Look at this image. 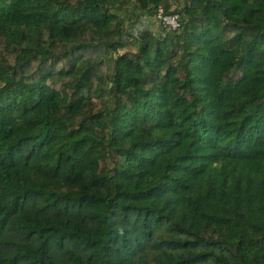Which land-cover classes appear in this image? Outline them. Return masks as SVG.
<instances>
[{
    "label": "trees",
    "instance_id": "trees-1",
    "mask_svg": "<svg viewBox=\"0 0 264 264\" xmlns=\"http://www.w3.org/2000/svg\"><path fill=\"white\" fill-rule=\"evenodd\" d=\"M0 264H264V0H0Z\"/></svg>",
    "mask_w": 264,
    "mask_h": 264
},
{
    "label": "built area",
    "instance_id": "built-area-1",
    "mask_svg": "<svg viewBox=\"0 0 264 264\" xmlns=\"http://www.w3.org/2000/svg\"><path fill=\"white\" fill-rule=\"evenodd\" d=\"M155 18L159 23L168 28H175L178 25V15L177 13H168L163 11V9L158 6L155 12Z\"/></svg>",
    "mask_w": 264,
    "mask_h": 264
},
{
    "label": "rangeland",
    "instance_id": "rangeland-1",
    "mask_svg": "<svg viewBox=\"0 0 264 264\" xmlns=\"http://www.w3.org/2000/svg\"><path fill=\"white\" fill-rule=\"evenodd\" d=\"M149 19V20H148ZM148 20V21H147ZM160 27V23L154 16H139L138 20L131 25L130 31L135 33L142 28H150L152 30H157Z\"/></svg>",
    "mask_w": 264,
    "mask_h": 264
}]
</instances>
